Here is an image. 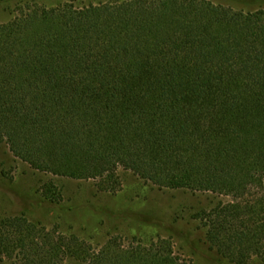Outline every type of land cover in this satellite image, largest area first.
Masks as SVG:
<instances>
[{
    "label": "trees",
    "instance_id": "1",
    "mask_svg": "<svg viewBox=\"0 0 264 264\" xmlns=\"http://www.w3.org/2000/svg\"><path fill=\"white\" fill-rule=\"evenodd\" d=\"M48 2H5L19 13L0 22V149L106 190L124 168L161 189L230 196L202 215L206 244L228 264L264 257V3ZM35 226L3 221L0 254L183 264L166 240L94 248L73 236L36 241Z\"/></svg>",
    "mask_w": 264,
    "mask_h": 264
},
{
    "label": "rangeland",
    "instance_id": "2",
    "mask_svg": "<svg viewBox=\"0 0 264 264\" xmlns=\"http://www.w3.org/2000/svg\"><path fill=\"white\" fill-rule=\"evenodd\" d=\"M0 1V22L18 11ZM108 0H50L55 8L98 5ZM217 5L252 9L264 0H209ZM118 184L107 189L101 180L78 181L40 172L15 157L8 147L0 149V233L6 219L22 217L36 225V241L50 234L53 241L77 237L94 248L107 241H169L183 264H228L206 244L204 213L219 204L235 203L232 197L213 193L161 189L120 168ZM200 215V217H199ZM0 264L12 261L0 254ZM63 264H81L67 259ZM248 264H264L254 257Z\"/></svg>",
    "mask_w": 264,
    "mask_h": 264
}]
</instances>
